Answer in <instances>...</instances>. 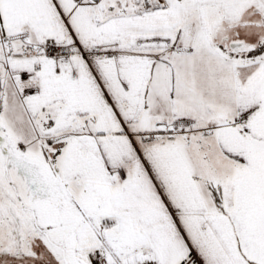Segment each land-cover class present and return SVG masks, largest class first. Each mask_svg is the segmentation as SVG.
I'll use <instances>...</instances> for the list:
<instances>
[{
  "label": "snow or ice",
  "instance_id": "obj_1",
  "mask_svg": "<svg viewBox=\"0 0 264 264\" xmlns=\"http://www.w3.org/2000/svg\"><path fill=\"white\" fill-rule=\"evenodd\" d=\"M0 264H264V0H0Z\"/></svg>",
  "mask_w": 264,
  "mask_h": 264
}]
</instances>
